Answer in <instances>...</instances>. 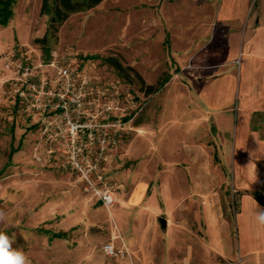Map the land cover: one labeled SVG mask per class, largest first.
Instances as JSON below:
<instances>
[{
    "label": "rangeland",
    "instance_id": "1",
    "mask_svg": "<svg viewBox=\"0 0 264 264\" xmlns=\"http://www.w3.org/2000/svg\"><path fill=\"white\" fill-rule=\"evenodd\" d=\"M220 1L103 0L96 8L71 16L60 28L49 61L56 67L68 66L76 86H80V122L95 132L94 149L98 147L97 140L105 138L102 155L92 150L75 157L80 161H86L87 155L92 161L98 158L99 170L116 185L117 202L106 209L84 192L71 168L69 138L62 136L66 129L64 120L57 118L51 125H37L15 101V74L4 66L9 61L29 67L46 62L33 41L43 37L47 18L39 14L41 0H13L11 15L0 25V211L5 214L0 230L15 238L13 247L22 249L31 264H141L145 257L128 246L124 234L127 213L136 217L138 211L152 218L144 226L139 219L138 223L130 221L128 227L132 231L147 227L156 234V250L147 258V264H161V248L171 252L170 260L164 264H177L185 256L184 249L171 251L168 234L162 232L158 222L167 215L171 228L179 225V220L171 218L172 209H167L158 177L163 170L157 154L160 120L173 92L187 90L186 82L178 75L187 78L193 64L192 58L175 55L173 44L189 31L194 35L201 27L196 20V15L203 12L200 7L210 8L212 20L206 27L215 25L213 18ZM224 1L223 16L234 17V26L241 27L237 35L223 39V56L210 54L206 64L229 62L228 67L241 75L243 92L251 93L254 100L264 93V0ZM173 14L180 18L183 31L175 25ZM210 49L214 51L213 46ZM108 55L122 57L147 85L165 81L164 88L158 94L145 96L137 86L126 84L102 64L101 59ZM49 73L54 75L53 71ZM172 113L169 105L166 115ZM262 128L264 116L254 117L251 129L259 133L257 141L264 140ZM168 129L159 150L177 145L173 138L175 128ZM79 144L88 145L87 137L81 136ZM11 148H19L12 159ZM133 148L138 151L135 155ZM224 160L227 165L222 167L218 151L211 152V173L222 181L213 192L217 200L207 203L221 210L235 242L240 196L252 191L264 193V152L232 151L225 154ZM166 177L172 182L183 178L181 173ZM140 186L143 200L135 205L129 198ZM193 209L202 207L196 204ZM199 214L201 211L185 222L196 235L197 244L205 241ZM64 230V240H49L51 234ZM107 243L123 255L106 257L102 247ZM210 260L211 264H242L240 257L223 260L217 254Z\"/></svg>",
    "mask_w": 264,
    "mask_h": 264
},
{
    "label": "crops",
    "instance_id": "2",
    "mask_svg": "<svg viewBox=\"0 0 264 264\" xmlns=\"http://www.w3.org/2000/svg\"><path fill=\"white\" fill-rule=\"evenodd\" d=\"M224 4L225 1L221 0L217 5L216 17L213 18L216 23L209 27H206V23L212 20L210 8L200 7L203 12L196 15V20L201 27L196 29L194 35L189 29L187 36L173 44L175 55L179 58H192L193 62L187 78L178 75L186 82L187 90L182 93L173 92L171 99L165 102L167 108L170 105L173 113L172 116H167L166 108L162 114L159 130L161 133L157 142L158 160L163 165L158 177L168 202L167 209H172L171 218L179 220V225L177 228H171L167 215L159 218L158 222L162 232L168 234L171 251L180 252L184 249L185 256L182 260L179 259L177 264H211L213 254L231 261L240 257L242 264H264V226L260 225L257 219L264 211V205L254 199L252 194L256 191L240 196L235 221V242L231 236V226L223 218L221 210L216 205L210 206L207 203L209 200H217V195L213 192L215 186L222 181L219 176L211 173V152L218 151L222 167L227 165L224 158L229 152H264V140L257 141L259 133L251 129L253 118L264 116V93L261 92L260 96L252 100L251 93L243 92L241 75L228 67L229 62L206 64L210 54L214 57L223 56V39L228 35H237L236 32L241 27V24L234 26V17L223 16ZM172 19L180 31V18L174 17L173 14ZM212 46L214 51H210ZM177 71L179 72L178 68ZM170 126L175 128L173 138L176 139L177 145L173 149L159 150V144L164 141ZM185 135L188 136L187 141L183 139ZM261 135L264 136V131ZM132 152L135 155L138 151L133 148ZM170 173H181L183 178L169 181L166 176ZM142 200L143 188L140 186L131 194L129 201L138 205ZM201 201L202 204L198 203ZM97 203L99 204L98 201ZM196 204L202 209H193ZM198 211H201L199 215L203 218L205 238V241L198 242L199 244L195 241L196 235L189 225H185L186 219L197 216ZM127 214V225L124 226L126 242L131 249L145 257L141 264H147V258L153 256L156 250L155 231L147 227L132 231L128 222L138 223L140 220V225H143L152 216L142 211L136 212V217L134 214ZM160 219L165 220V228L160 226ZM66 233L65 230L53 233L49 240H64ZM57 234H60V237H54ZM160 252L161 264H164L165 260L168 262L170 250L161 248Z\"/></svg>",
    "mask_w": 264,
    "mask_h": 264
},
{
    "label": "built area",
    "instance_id": "3",
    "mask_svg": "<svg viewBox=\"0 0 264 264\" xmlns=\"http://www.w3.org/2000/svg\"><path fill=\"white\" fill-rule=\"evenodd\" d=\"M49 60L44 64L31 67L15 61L5 64V70L15 74L12 80L14 81L15 101L21 111L32 116L37 125L39 123L51 125L57 118L64 120L66 129L63 133L60 129L59 134L62 133V136L69 138L70 144L67 145V152L70 154L71 168L76 172L84 192L104 208L110 209L117 202L116 185L106 179L99 170V159L92 161L87 155L86 161H80L75 157L77 154L80 156L87 152L90 154L92 150L98 151L102 155L106 147L105 138L98 139V147L94 149L95 132L90 126L80 122L81 113L78 109L80 100L77 93L80 86H76L73 73L68 66L59 65L56 67L54 62ZM37 71L42 74L39 75L40 72ZM51 71L54 75H50ZM71 107H73L72 113L74 112L72 115L70 114ZM50 116L53 119L49 121ZM81 136L87 137L88 145L79 144ZM102 160L105 161L106 158H102ZM102 251L108 258L123 255V252L112 243L105 244Z\"/></svg>",
    "mask_w": 264,
    "mask_h": 264
},
{
    "label": "trees",
    "instance_id": "4",
    "mask_svg": "<svg viewBox=\"0 0 264 264\" xmlns=\"http://www.w3.org/2000/svg\"><path fill=\"white\" fill-rule=\"evenodd\" d=\"M13 0H0V25L6 23L11 15V4ZM103 0H41L39 14L47 18L46 31L42 38L35 39L33 43L41 50L45 61L51 56L52 49L56 46L58 32L62 25L73 15L86 13L97 6ZM102 64L113 70V72L126 84L135 85L145 96L158 93L164 86L165 81L160 80L156 85H147L140 74L132 67L127 66L119 55H108L101 59ZM19 148H11L9 158ZM254 199L264 205V193L256 191ZM54 237H60V234Z\"/></svg>",
    "mask_w": 264,
    "mask_h": 264
},
{
    "label": "clouds",
    "instance_id": "5",
    "mask_svg": "<svg viewBox=\"0 0 264 264\" xmlns=\"http://www.w3.org/2000/svg\"><path fill=\"white\" fill-rule=\"evenodd\" d=\"M258 223L264 226V211L258 217ZM5 220V214L0 211V222ZM15 238L0 230V264H31V260L20 248H14Z\"/></svg>",
    "mask_w": 264,
    "mask_h": 264
},
{
    "label": "water",
    "instance_id": "6",
    "mask_svg": "<svg viewBox=\"0 0 264 264\" xmlns=\"http://www.w3.org/2000/svg\"><path fill=\"white\" fill-rule=\"evenodd\" d=\"M100 204V203H99ZM101 205V204H100ZM160 226L162 227V228H165V226H166V222H165V220L164 219H160Z\"/></svg>",
    "mask_w": 264,
    "mask_h": 264
}]
</instances>
